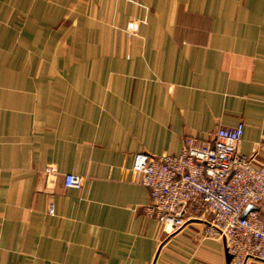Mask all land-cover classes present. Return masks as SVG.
Instances as JSON below:
<instances>
[{
  "label": "crops",
  "instance_id": "crops-1",
  "mask_svg": "<svg viewBox=\"0 0 264 264\" xmlns=\"http://www.w3.org/2000/svg\"><path fill=\"white\" fill-rule=\"evenodd\" d=\"M238 122L264 163V0H0V264H228L202 210L165 234L131 167Z\"/></svg>",
  "mask_w": 264,
  "mask_h": 264
},
{
  "label": "built area",
  "instance_id": "built-area-1",
  "mask_svg": "<svg viewBox=\"0 0 264 264\" xmlns=\"http://www.w3.org/2000/svg\"><path fill=\"white\" fill-rule=\"evenodd\" d=\"M242 133V122L219 125L204 139L185 137L176 155L137 152L131 167L135 181L149 191L145 214L165 234L182 227L181 213L202 210L207 215L203 233L223 241L229 264L264 261V220L255 210L244 212L264 200V163L240 151ZM45 172L55 175L51 168ZM81 185L80 175H63L64 187Z\"/></svg>",
  "mask_w": 264,
  "mask_h": 264
},
{
  "label": "water",
  "instance_id": "water-1",
  "mask_svg": "<svg viewBox=\"0 0 264 264\" xmlns=\"http://www.w3.org/2000/svg\"><path fill=\"white\" fill-rule=\"evenodd\" d=\"M181 215H183V213H181ZM225 253H226V259H227V261H228V264H229V262H230V254L226 251V249H225Z\"/></svg>",
  "mask_w": 264,
  "mask_h": 264
}]
</instances>
